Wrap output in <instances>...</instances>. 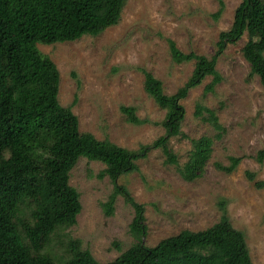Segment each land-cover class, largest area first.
I'll use <instances>...</instances> for the list:
<instances>
[{"label":"rangeland","instance_id":"1","mask_svg":"<svg viewBox=\"0 0 264 264\" xmlns=\"http://www.w3.org/2000/svg\"><path fill=\"white\" fill-rule=\"evenodd\" d=\"M241 1L128 0L120 22L98 35L40 42L38 47L57 64L60 101L73 107L81 130L130 149L150 144L166 132L161 124L165 109L146 91L145 70L162 80L168 94L176 92L194 70V60L174 59L170 40L184 52L216 56L223 80L204 94L213 78L207 76L182 101L184 135L170 138L180 166L166 163L163 150L153 148L138 159V170L121 176L119 182L145 205L147 245L183 229L213 225L224 213L221 201L225 200L231 222L246 234L253 262L264 264V186L256 184L264 180V162L255 157L264 148V86L258 75H250L251 64L243 54L247 34L217 53L219 35L231 27ZM198 102L216 111L223 128L196 114ZM123 105L135 106L137 115L146 121H128ZM203 135L213 138L212 155L202 175L187 180L179 168L194 148L192 139ZM230 155L243 156L237 168L232 172L217 168V162L229 164ZM105 166L82 156L72 168L70 184L80 191L83 206L78 222L66 230L81 238L83 246L103 263L136 241L130 233L135 209L124 196L117 197L112 215L102 206L114 189L109 175H99ZM248 172L255 177L251 179ZM29 212L28 207L22 209L31 220Z\"/></svg>","mask_w":264,"mask_h":264},{"label":"trees","instance_id":"2","mask_svg":"<svg viewBox=\"0 0 264 264\" xmlns=\"http://www.w3.org/2000/svg\"><path fill=\"white\" fill-rule=\"evenodd\" d=\"M127 3L128 0H0V264H255L246 234L231 222L225 200L221 201L224 213L213 225L201 230L183 229L156 245H147L143 238L148 233L145 205L119 182L121 176L138 170V159L153 148L163 150L166 163L180 166L170 138L184 135L186 108L182 101L207 76L213 78L204 94L214 91L223 80L216 56L184 52L170 40L174 59L194 60L195 67L189 79L172 94L165 92L161 79L145 70L146 91L165 109L161 124L166 132L138 149L82 131L73 107L60 101L59 68L38 44L98 35L120 22ZM245 34L248 40L242 50L251 64L250 75H258L264 86V0L240 2L231 27L219 35L217 53ZM121 109L132 123L146 121L137 115L135 106L123 105ZM196 114L203 115L217 129L223 128L216 111L205 104L197 103ZM192 140L194 148L189 159L179 168L187 180L202 175L213 152L212 137L203 135ZM30 144L50 150L51 158H33L29 155ZM5 150H9L7 159ZM82 156L105 163L99 175H109L113 180V192L102 203L105 212L114 214L119 195L135 209L130 233L136 241L104 263L83 246L81 238L66 231L78 222L83 206L80 191L70 184L71 170ZM255 157L264 162V148ZM229 159V164L217 162V168L232 172L243 156L230 155ZM248 176L253 179L255 173L248 172ZM256 184L263 187L264 180ZM24 207L30 210L31 220L22 214Z\"/></svg>","mask_w":264,"mask_h":264},{"label":"clouds","instance_id":"3","mask_svg":"<svg viewBox=\"0 0 264 264\" xmlns=\"http://www.w3.org/2000/svg\"><path fill=\"white\" fill-rule=\"evenodd\" d=\"M49 143H53V141H49ZM29 155L33 156V158H42V159H50L51 158V152L48 149H44L39 147L38 145H29ZM6 159L8 156L6 155Z\"/></svg>","mask_w":264,"mask_h":264}]
</instances>
